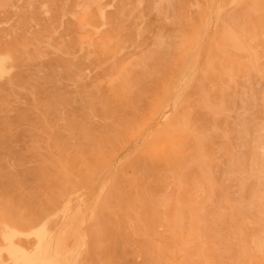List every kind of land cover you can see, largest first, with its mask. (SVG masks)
<instances>
[{
  "label": "bare ground",
  "instance_id": "obj_1",
  "mask_svg": "<svg viewBox=\"0 0 264 264\" xmlns=\"http://www.w3.org/2000/svg\"><path fill=\"white\" fill-rule=\"evenodd\" d=\"M8 1L0 0V7ZM35 8L39 16L30 13L21 26L43 25L47 39L34 45L54 52L51 62L67 67L74 90L68 91L71 99L55 97L53 120L39 121L54 169L49 207L29 213L28 204L0 194V264H101L125 237L141 251L152 250L156 264H174L175 239L169 245L165 241L173 216L167 220L152 211L147 201L154 192L133 173L151 171L171 179L187 170L190 157L200 153L207 161L214 138L198 136L218 123L212 107L225 100L222 77L253 60L233 44L248 46V52L264 47V0H56ZM52 12V19L40 16ZM150 15L170 16L180 33L169 63L156 60L154 51L144 52L155 30L146 20ZM8 32L0 28V98L19 96L17 87L6 89L1 80L8 77L12 86L24 58L18 55L21 43L8 40ZM77 99L79 113L69 117L70 103ZM30 101L37 109V98ZM160 118L169 121L162 124ZM147 120L152 130L144 129ZM187 146H193L190 154ZM257 159L249 202H264V144ZM129 179L139 181L133 201L123 192L134 186ZM128 203L142 208L132 211ZM261 220L243 215L239 220L241 232L252 229L249 243L258 251L264 248ZM161 226L167 227L166 235ZM195 226L198 232L205 229L201 221ZM203 257L200 264H208Z\"/></svg>",
  "mask_w": 264,
  "mask_h": 264
},
{
  "label": "rangeland",
  "instance_id": "obj_2",
  "mask_svg": "<svg viewBox=\"0 0 264 264\" xmlns=\"http://www.w3.org/2000/svg\"><path fill=\"white\" fill-rule=\"evenodd\" d=\"M48 1L54 3L56 0H10L6 3L2 0L5 7H0V19H7L0 28L9 29L8 40L17 39L21 43L18 55L24 56L19 58L13 85H7L8 77L1 80L6 89L17 87L19 96L0 98L6 105L0 108V194L10 195L11 201L18 205L28 204L29 213L36 208L49 207L46 201H50L48 195L54 176L43 135L45 125L39 121L42 118L53 120L51 107L55 97L66 95L71 99L68 91L74 90L66 76L67 67L59 65L57 60L51 62L54 52L41 44L34 45L36 39L43 42L47 39L43 25L37 22L29 27L21 26L30 13L39 16L36 4ZM40 16L52 19L53 12ZM167 18L156 19L152 15L146 18L149 27L155 30L144 52L154 51L155 59L162 64L173 60L175 48L181 41L173 18ZM157 41L161 44L157 45ZM233 48L250 53L253 60L242 61L236 71H224L227 73L221 84L225 100L212 107L218 123L211 124L209 130H203L198 136L201 141H206L210 135L214 138L207 161L199 156L200 153L190 157L187 170L171 179L151 171L143 172L144 175L133 173V177L146 182L143 186L148 192H154V198L147 201L152 211L167 220L173 216L171 235L166 236L165 241L169 245L175 239L174 264H181L185 258H189L190 264H200L204 255L208 264H264V248L258 251L249 243V236L255 237L252 229L241 232L239 227L240 215H243L252 221L260 217L263 220L259 226L264 228V202H249L254 191L252 178L257 170L258 148L264 144V47H251L248 52V46L235 42ZM86 92L91 91L86 89ZM32 96L39 101L37 109L30 106ZM78 101L70 103L66 112L69 117L79 113ZM167 121L165 118L158 120L162 124ZM150 127L148 121L144 129L152 130ZM186 149L190 154L193 146ZM129 182L134 186L123 192L133 201L139 181L129 179ZM128 205L136 212L142 208L136 203ZM205 218L210 222L206 223ZM200 221L205 229L198 232L195 222ZM161 230L163 235L168 233L167 227L161 226ZM195 244H199L201 253L194 252ZM120 245L116 251L109 250L110 258L101 264H156L152 260V250L141 251L129 237L123 238ZM92 264L97 263L93 261Z\"/></svg>",
  "mask_w": 264,
  "mask_h": 264
}]
</instances>
